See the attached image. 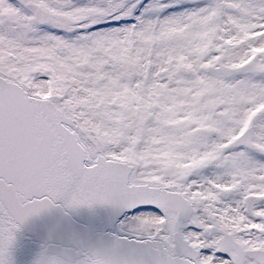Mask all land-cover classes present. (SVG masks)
Returning a JSON list of instances; mask_svg holds the SVG:
<instances>
[{"label":"snow or ice","instance_id":"1","mask_svg":"<svg viewBox=\"0 0 264 264\" xmlns=\"http://www.w3.org/2000/svg\"><path fill=\"white\" fill-rule=\"evenodd\" d=\"M264 264V0H0V264Z\"/></svg>","mask_w":264,"mask_h":264},{"label":"water","instance_id":"2","mask_svg":"<svg viewBox=\"0 0 264 264\" xmlns=\"http://www.w3.org/2000/svg\"><path fill=\"white\" fill-rule=\"evenodd\" d=\"M29 236L30 233L27 229L20 235V252L17 255V264H27V261L30 259L31 254L36 250L35 246L30 243Z\"/></svg>","mask_w":264,"mask_h":264},{"label":"rangeland","instance_id":"3","mask_svg":"<svg viewBox=\"0 0 264 264\" xmlns=\"http://www.w3.org/2000/svg\"><path fill=\"white\" fill-rule=\"evenodd\" d=\"M145 2H147V0H145Z\"/></svg>","mask_w":264,"mask_h":264}]
</instances>
